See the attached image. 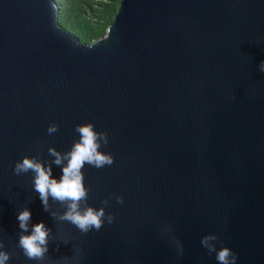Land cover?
<instances>
[{
    "label": "water",
    "instance_id": "water-1",
    "mask_svg": "<svg viewBox=\"0 0 264 264\" xmlns=\"http://www.w3.org/2000/svg\"><path fill=\"white\" fill-rule=\"evenodd\" d=\"M53 3L0 0L5 264H217L206 235L236 264H264V0H121L93 43L62 28ZM88 123L114 163L84 166L79 210L114 221L82 234L58 219L68 202L49 197L45 211L35 173L14 167L35 158L59 181L48 148L70 151ZM40 222L48 251L33 261L17 245Z\"/></svg>",
    "mask_w": 264,
    "mask_h": 264
},
{
    "label": "clouds",
    "instance_id": "clouds-1",
    "mask_svg": "<svg viewBox=\"0 0 264 264\" xmlns=\"http://www.w3.org/2000/svg\"><path fill=\"white\" fill-rule=\"evenodd\" d=\"M53 9L56 4L51 5ZM259 71L264 73V61L259 65ZM59 126L51 124L47 132L52 135L58 131ZM75 132L79 134V140L75 142L70 151L60 153L55 148H48L50 156L55 157L52 164L62 166V175L57 181L52 178L51 166L45 167L35 158L24 157L22 162H17L14 167L16 175L26 174L29 171L35 173L33 178L34 190L39 194V198L44 206V210L48 211V199L59 201L62 204L67 203V211L58 217L61 221H67L74 225L82 234H87L95 229L99 231L105 220L109 224L113 223L114 216L107 215L104 208L96 210L87 207L83 212L80 209V202L87 201L89 189L84 185V174L82 169L87 164L97 169L111 166L114 163V157L111 154H104L99 151L102 146L108 144V135L105 132H97L94 125L88 123L86 125H77ZM66 161V163H65ZM119 204H123L122 197H116ZM103 203L107 206L108 201ZM55 217L56 214L52 213ZM19 228L23 232H28V223L31 219V212L28 209L23 210L17 216ZM49 229L45 228L43 222L37 223L32 227L30 235H21L18 247L22 249L23 254L29 260H42L47 249V237ZM218 240L216 235H206L202 238V246L208 250L209 254L215 253L217 264H236L235 254L227 247H221L217 250ZM4 244L0 242V249ZM10 254L0 251V264H5L10 260Z\"/></svg>",
    "mask_w": 264,
    "mask_h": 264
},
{
    "label": "trees",
    "instance_id": "trees-1",
    "mask_svg": "<svg viewBox=\"0 0 264 264\" xmlns=\"http://www.w3.org/2000/svg\"><path fill=\"white\" fill-rule=\"evenodd\" d=\"M82 1L83 0L71 1L69 9H71L72 12H70L69 15H67L66 12L63 13V10L60 8L58 23L62 28L80 37L83 43H93V39L98 40L107 34L109 26L114 22L118 13L121 0H112L108 5L105 2V6L101 7L99 11L100 20H95V22L87 21L82 14L84 12V9L81 7L83 5ZM69 18L73 21L71 25H69L68 22Z\"/></svg>",
    "mask_w": 264,
    "mask_h": 264
},
{
    "label": "rangeland",
    "instance_id": "rangeland-1",
    "mask_svg": "<svg viewBox=\"0 0 264 264\" xmlns=\"http://www.w3.org/2000/svg\"><path fill=\"white\" fill-rule=\"evenodd\" d=\"M71 1L72 0H56L57 4L59 5L58 7L59 11L61 8L63 10V13L66 12V14L69 15L70 12H72V10L69 9V7L71 6ZM83 1H82L83 5L81 7L84 9V12L82 14L87 19V21L95 22V20H100L99 11L101 7L105 6L104 3L106 2V4L108 5V3L112 0H83ZM68 22H69V25H71L73 21L71 18H69ZM94 41L96 40L93 39L92 42Z\"/></svg>",
    "mask_w": 264,
    "mask_h": 264
}]
</instances>
